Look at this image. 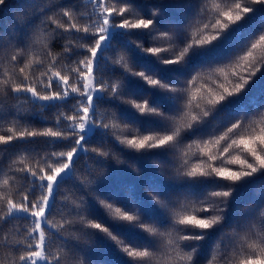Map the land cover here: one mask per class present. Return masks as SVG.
<instances>
[{
	"label": "snow or ice",
	"instance_id": "obj_1",
	"mask_svg": "<svg viewBox=\"0 0 264 264\" xmlns=\"http://www.w3.org/2000/svg\"><path fill=\"white\" fill-rule=\"evenodd\" d=\"M145 4L45 0L38 25L0 36L7 264H104L91 255L97 237L124 264H264V187L253 208L226 212L264 177V89L252 95L264 16L244 33L264 0ZM29 105L43 127L27 122ZM137 162L152 167L150 191L105 186L114 165L139 175ZM165 165L178 182L159 178Z\"/></svg>",
	"mask_w": 264,
	"mask_h": 264
},
{
	"label": "trees",
	"instance_id": "obj_2",
	"mask_svg": "<svg viewBox=\"0 0 264 264\" xmlns=\"http://www.w3.org/2000/svg\"><path fill=\"white\" fill-rule=\"evenodd\" d=\"M176 0H169V3H175ZM138 5L144 7V11L147 12V5L145 0H136ZM46 7L45 0H8L7 6L3 11H0V36H3L5 42L8 40V30L20 28L21 31H26L32 25L39 24V9L41 7ZM183 9H177L170 7L168 9V14L172 18L179 19L183 14ZM264 16V12H258L253 16L244 28V33L247 35L250 32H256L259 29L260 17ZM5 54L12 51L11 48H6ZM54 51H60L59 46H57ZM4 58V57H0ZM259 75V74H258ZM262 89H264V81L259 83L252 91V95H257ZM260 100H264V96L259 97ZM30 114L28 116L27 122L32 123L35 127H43L40 123L39 113L40 109L35 108L31 105L28 106ZM43 115L51 119L52 112L50 110H43ZM24 123L25 121H21ZM130 159V157H128ZM84 160L80 162L82 167ZM137 167L140 169L139 175H137L132 169L125 165H114L109 174L106 177L105 186L110 188H121L125 192L128 187H133L138 194H146L150 189L146 181L150 176L153 175L152 167L145 166L142 162H137ZM171 166L165 165L163 175L160 179L166 180L168 182H178L176 178L171 174ZM71 182H69L70 184ZM259 187H264V177H257L255 185H244L235 193L234 199L230 204L226 212L231 214H236L237 210L243 212L246 209L253 208L255 206L254 201L258 198L257 193L254 189ZM19 223V222H17ZM225 231H231V229H225ZM82 243L84 241H81ZM205 245L200 251L207 254L211 248V242H201ZM222 246V245H221ZM91 255L104 262V264H124L125 257L122 253L117 251L111 242H107L100 237L96 238L95 244L91 249ZM0 261L3 264H7V260L4 256L3 249H0Z\"/></svg>",
	"mask_w": 264,
	"mask_h": 264
}]
</instances>
